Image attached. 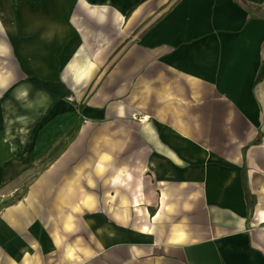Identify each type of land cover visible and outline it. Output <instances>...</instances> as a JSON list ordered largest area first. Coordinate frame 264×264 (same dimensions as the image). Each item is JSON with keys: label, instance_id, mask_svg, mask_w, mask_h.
Wrapping results in <instances>:
<instances>
[{"label": "crops", "instance_id": "obj_1", "mask_svg": "<svg viewBox=\"0 0 264 264\" xmlns=\"http://www.w3.org/2000/svg\"><path fill=\"white\" fill-rule=\"evenodd\" d=\"M247 1L22 3L58 9L59 32L13 17L7 47L56 78L0 102V264H264V0Z\"/></svg>", "mask_w": 264, "mask_h": 264}, {"label": "rangeland", "instance_id": "obj_2", "mask_svg": "<svg viewBox=\"0 0 264 264\" xmlns=\"http://www.w3.org/2000/svg\"><path fill=\"white\" fill-rule=\"evenodd\" d=\"M23 2H35L38 3L39 7L42 6V0H12V5L14 9H11V14H5L4 12L0 11V21H7L10 18H13V16H16V18L19 21H28L24 18V12L22 10V3ZM1 3V0H0ZM13 15V16H12ZM5 30L3 27L0 26V102L6 98H12V90L10 89L11 87L15 86L18 82H23V81H34V82H46L49 79H55V74L52 73H47L42 75V73L34 74V73H29L26 72L20 64V61L18 57L15 54H11L10 49L7 47L6 43V36H5ZM21 55L20 57H23L24 60L27 61V55L25 52H20ZM47 64V63H46ZM92 77V75H91ZM91 79V78H90ZM89 79V81H90ZM71 82V80H68ZM88 81V83H89ZM11 83V84H10ZM87 85V83H86ZM80 93V89H78ZM75 89L69 90L70 95H78V92H76ZM89 91L84 90L82 92L83 94H87ZM64 142H61L60 146H62ZM57 150V149H56ZM56 150L52 151L49 155L44 156L40 160V167H44L50 160H52L57 152ZM37 172L36 170H33L29 172L26 177L27 180H30L34 174ZM26 180V181H27Z\"/></svg>", "mask_w": 264, "mask_h": 264}, {"label": "bare ground", "instance_id": "obj_3", "mask_svg": "<svg viewBox=\"0 0 264 264\" xmlns=\"http://www.w3.org/2000/svg\"><path fill=\"white\" fill-rule=\"evenodd\" d=\"M5 2L8 3L7 0H4L0 6H5H2L0 8V11L4 12L5 14H11V10L9 7H7L8 4H5ZM22 10L24 12V15L29 17L28 21H34L36 24H39L42 21H46L45 23L47 25V29L43 32L42 36H44L47 40L51 39L54 36L55 32H59V27L56 21H59L61 13L58 9L48 10L34 8L30 10L28 9V7H24L22 8ZM13 17L16 18V16ZM120 18H122V15H120ZM15 21H17V19H9L7 21L4 20V24H1L0 22V26L8 31H11L12 29H17V22ZM82 50L83 46H80L78 49L77 56L70 59L68 64L69 70L71 71L72 76L76 82L89 81L95 66L94 60L91 57L84 55V51ZM26 51L29 53L32 50L31 48H29ZM33 64L36 66H42V60H33ZM20 92H22L23 94L26 92L25 86H22ZM257 219L258 221H264V203L258 208Z\"/></svg>", "mask_w": 264, "mask_h": 264}, {"label": "trees", "instance_id": "obj_4", "mask_svg": "<svg viewBox=\"0 0 264 264\" xmlns=\"http://www.w3.org/2000/svg\"><path fill=\"white\" fill-rule=\"evenodd\" d=\"M237 1L240 2L242 5H244L246 8H248L250 13L257 12L260 9V7L258 5L249 3L247 0H237ZM263 76H264V67L259 72L257 78L261 79Z\"/></svg>", "mask_w": 264, "mask_h": 264}, {"label": "built area", "instance_id": "obj_5", "mask_svg": "<svg viewBox=\"0 0 264 264\" xmlns=\"http://www.w3.org/2000/svg\"><path fill=\"white\" fill-rule=\"evenodd\" d=\"M144 119H147V116H145Z\"/></svg>", "mask_w": 264, "mask_h": 264}]
</instances>
